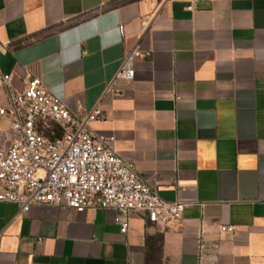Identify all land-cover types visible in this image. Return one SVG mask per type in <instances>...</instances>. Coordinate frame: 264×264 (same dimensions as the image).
Returning <instances> with one entry per match:
<instances>
[{"label":"crops","instance_id":"1","mask_svg":"<svg viewBox=\"0 0 264 264\" xmlns=\"http://www.w3.org/2000/svg\"><path fill=\"white\" fill-rule=\"evenodd\" d=\"M134 50L150 55L115 81ZM0 69L17 93L39 78L73 114L100 108L91 129L189 204L124 234L115 209L0 203V264H264V0H0Z\"/></svg>","mask_w":264,"mask_h":264},{"label":"built area","instance_id":"2","mask_svg":"<svg viewBox=\"0 0 264 264\" xmlns=\"http://www.w3.org/2000/svg\"><path fill=\"white\" fill-rule=\"evenodd\" d=\"M150 24L151 19L144 21L145 28ZM124 30L121 25V35ZM149 55L132 51L115 81H133L135 59ZM12 83L13 76L0 69V90L7 92L10 103L9 108H0V116L12 120V139L0 145V203L15 204L20 213L35 206H60L78 213L115 209L124 234L133 214H145L147 222L161 226L183 217L189 204L162 199L116 153L112 137L91 129L92 122L106 118L100 108L73 114L41 79L29 78L21 93L11 89ZM52 126L61 130V136L55 137ZM221 232L236 233L233 226H222ZM200 264H205L203 256Z\"/></svg>","mask_w":264,"mask_h":264},{"label":"trees","instance_id":"3","mask_svg":"<svg viewBox=\"0 0 264 264\" xmlns=\"http://www.w3.org/2000/svg\"><path fill=\"white\" fill-rule=\"evenodd\" d=\"M52 132L55 133V137H59V136H61V134H62L61 130L58 129L57 127H54V126H52ZM47 133H48V135H49V132H47ZM50 135H51V134H50Z\"/></svg>","mask_w":264,"mask_h":264}]
</instances>
